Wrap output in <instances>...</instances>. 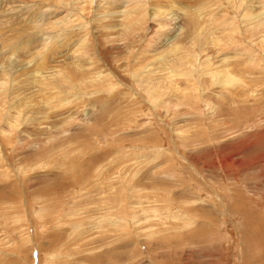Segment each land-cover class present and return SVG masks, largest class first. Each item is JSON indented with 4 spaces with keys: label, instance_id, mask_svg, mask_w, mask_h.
Returning a JSON list of instances; mask_svg holds the SVG:
<instances>
[{
    "label": "rangeland",
    "instance_id": "1",
    "mask_svg": "<svg viewBox=\"0 0 264 264\" xmlns=\"http://www.w3.org/2000/svg\"><path fill=\"white\" fill-rule=\"evenodd\" d=\"M0 264H264V0H0Z\"/></svg>",
    "mask_w": 264,
    "mask_h": 264
}]
</instances>
